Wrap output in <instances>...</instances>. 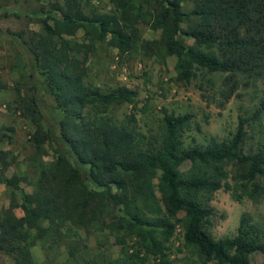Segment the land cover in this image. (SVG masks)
I'll use <instances>...</instances> for the list:
<instances>
[{
    "label": "trees",
    "instance_id": "trees-1",
    "mask_svg": "<svg viewBox=\"0 0 264 264\" xmlns=\"http://www.w3.org/2000/svg\"><path fill=\"white\" fill-rule=\"evenodd\" d=\"M110 1L114 9L106 11L86 9L89 0H52L36 19L41 29L16 33L31 71L43 76L62 116L58 133L45 129L38 87L30 95L17 91V107L34 125L38 174L29 192L16 175L1 176L11 162L0 149V181L12 188L9 204L0 208V249L15 264H37L31 247L38 241L65 242L75 256L86 237L105 233L123 252L108 264H173V237L180 230V244L200 264H251L255 251L264 260L261 229L247 212L232 236L214 237L208 229L215 190H231L237 199L264 195V94L251 113L238 115L230 136L188 145L184 132L192 112L162 106L160 131L146 133L137 113L148 108V99L138 105V89L127 84H95L87 64L98 43L115 47L125 59L140 54L165 63L175 55L176 81L189 82L200 71L199 88L205 89L216 83L213 72L223 73L219 93L227 100L242 78L246 84L264 79V0ZM140 22L159 29V36L144 37ZM123 103L130 109L118 119L111 111ZM5 136L0 130V142ZM249 138H256L254 145H246ZM52 140L66 150L40 158Z\"/></svg>",
    "mask_w": 264,
    "mask_h": 264
},
{
    "label": "rangeland",
    "instance_id": "rangeland-1",
    "mask_svg": "<svg viewBox=\"0 0 264 264\" xmlns=\"http://www.w3.org/2000/svg\"><path fill=\"white\" fill-rule=\"evenodd\" d=\"M50 1L52 0H0V130L7 132V136L0 142V149L7 150L11 162L1 176L16 175L19 178L18 186L28 192L32 191L38 174L34 162L38 161L39 156L31 136L34 125L17 107V91L30 95L38 87L40 98L37 108L45 129H54L58 133L62 111L55 106L53 96L45 88L43 76L37 71H31L28 55L16 33L26 28L41 29V24L36 19L39 15H45L42 10L49 7ZM183 5L189 7L190 2L183 1ZM89 8L110 11L114 9V5L110 0H89L86 9ZM139 27L144 37H158L160 34L159 29H151L143 22L139 23ZM81 35L82 29H79L75 38L81 39ZM183 39L186 43L193 42V38L187 35H183ZM175 59V55H169L166 62L161 63L156 57L140 54L128 59L120 58L115 47L98 43L87 60L88 79L101 87L127 84L137 88L140 98L138 105L148 99V108L137 113L138 125L146 133L160 131L162 106L175 112H192L191 124L184 132V141L188 145L206 144L211 137L221 139L230 136L238 122V115L251 113L264 94V79L246 84L242 78L234 94L224 100L219 93L223 73L213 72L215 85L200 89V71L189 82L174 79ZM129 109L130 104L123 103L113 107L111 112L121 119ZM255 141L256 138H249L246 145H254ZM44 145L46 153L40 156L44 160L52 159L58 147L66 150V146L59 141H47ZM1 168L0 161V170ZM260 180L264 183V176ZM11 192L12 188L0 181V208L9 204ZM14 195L19 202L20 191H14ZM209 204L213 207V214L208 229L214 237L235 234L242 212H247L261 229L264 239V195L259 200L246 196L237 199L231 190L219 188L212 193ZM15 210L22 213L20 207ZM81 235L84 237L83 230ZM173 240V264H200L196 262V255L180 244V230H177ZM84 242L86 246L82 247L81 255L75 256L69 254L67 243L49 237L38 241L31 250L37 264H108L110 260L123 254L120 244L115 242L112 235L92 233ZM126 246L129 251L132 249L130 240ZM177 246H181L182 250H178ZM149 263H153V260ZM0 264L15 263L10 255L0 249ZM251 264H264L260 251L251 254Z\"/></svg>",
    "mask_w": 264,
    "mask_h": 264
},
{
    "label": "crops",
    "instance_id": "crops-1",
    "mask_svg": "<svg viewBox=\"0 0 264 264\" xmlns=\"http://www.w3.org/2000/svg\"><path fill=\"white\" fill-rule=\"evenodd\" d=\"M15 212H16V214H18V215H21V214H22V213L20 214V211H19V210H17V211L15 210Z\"/></svg>",
    "mask_w": 264,
    "mask_h": 264
}]
</instances>
